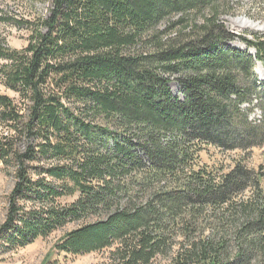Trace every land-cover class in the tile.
Listing matches in <instances>:
<instances>
[{"label":"trees","instance_id":"1","mask_svg":"<svg viewBox=\"0 0 264 264\" xmlns=\"http://www.w3.org/2000/svg\"><path fill=\"white\" fill-rule=\"evenodd\" d=\"M230 2L0 7V25L27 31L23 48L0 40V82L12 93L0 92V163L13 178L0 254L73 225L54 253L264 264V101L253 73L264 36L240 38L253 54L229 46L220 15Z\"/></svg>","mask_w":264,"mask_h":264},{"label":"rangeland","instance_id":"2","mask_svg":"<svg viewBox=\"0 0 264 264\" xmlns=\"http://www.w3.org/2000/svg\"><path fill=\"white\" fill-rule=\"evenodd\" d=\"M0 7L24 15L30 11L45 14L49 7V0H5L1 2ZM220 20L225 29L233 35V39L228 45L253 54L254 50L248 49L240 38H250L251 34L264 36V2L233 0V2H230L228 11L220 15ZM26 38V30L9 25H0V40L4 39L9 47L16 49L23 48L26 45ZM253 73H255V78L258 81L257 87L260 89L258 90L259 95H257V97L260 96V99H257L255 95L252 96V99H254L253 103L255 104V99L258 102L259 100L264 101V66L256 62L253 67ZM169 87L173 94L180 95L178 86L174 81L170 82ZM0 92L12 95L10 91L4 88L1 82ZM259 117L260 112L257 109H253L250 119H257ZM228 154L233 156L236 153ZM250 154L248 166L257 168L259 164H262L260 150L253 149ZM12 185L13 178L3 171L0 163V223L4 220L7 205L6 197ZM72 227L74 226L68 225L63 230L53 232L47 238H38L25 247L22 246V248H18L13 252L0 254V264H42L45 258H49L50 262H54L55 264H101L105 259L106 252H93L76 256L54 253V242Z\"/></svg>","mask_w":264,"mask_h":264},{"label":"bare ground","instance_id":"3","mask_svg":"<svg viewBox=\"0 0 264 264\" xmlns=\"http://www.w3.org/2000/svg\"><path fill=\"white\" fill-rule=\"evenodd\" d=\"M257 26H259V25H257ZM264 27V26H263ZM261 29V28H260Z\"/></svg>","mask_w":264,"mask_h":264}]
</instances>
